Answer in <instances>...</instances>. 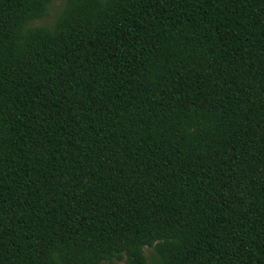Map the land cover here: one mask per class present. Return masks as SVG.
<instances>
[{"label": "trees", "instance_id": "1", "mask_svg": "<svg viewBox=\"0 0 264 264\" xmlns=\"http://www.w3.org/2000/svg\"><path fill=\"white\" fill-rule=\"evenodd\" d=\"M57 1L0 0V264H264V0Z\"/></svg>", "mask_w": 264, "mask_h": 264}, {"label": "rangeland", "instance_id": "2", "mask_svg": "<svg viewBox=\"0 0 264 264\" xmlns=\"http://www.w3.org/2000/svg\"><path fill=\"white\" fill-rule=\"evenodd\" d=\"M64 1L65 0H58L54 4V6H53V8L51 10L50 17L47 18V19L38 20V21L34 22L33 25L37 26V27L43 26V25H50L53 22V20L56 17V15L58 14V12L60 11V9L63 7ZM147 253H148V249H147Z\"/></svg>", "mask_w": 264, "mask_h": 264}]
</instances>
